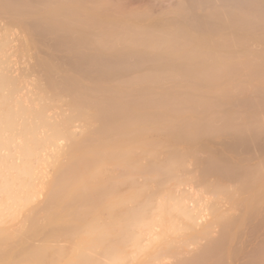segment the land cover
Returning a JSON list of instances; mask_svg holds the SVG:
<instances>
[{
	"label": "bare ground",
	"instance_id": "1",
	"mask_svg": "<svg viewBox=\"0 0 264 264\" xmlns=\"http://www.w3.org/2000/svg\"><path fill=\"white\" fill-rule=\"evenodd\" d=\"M129 1L115 0L118 7L101 13L61 10V14L73 16L92 15L107 36L121 41L119 47L109 52L77 55L66 47L33 40L29 58L32 63H29L24 62L22 55L17 56L6 41L12 38V33H16L18 39L38 27V22L29 14L34 0H0V191L7 187L10 192V195L0 194V217L11 216L12 219L18 213L20 216L21 209L38 202L43 192L37 190V186L46 179L42 174L45 165L52 164L50 168L58 165L57 159H61L62 153L66 154L71 144L88 141L90 126L78 118L76 110L77 103L86 101L70 99L68 91L60 86L56 72L49 68L51 65L57 72L70 73L87 63L89 75L106 88L114 106L139 124L143 150L130 157L128 164L108 170L104 177L108 200L106 208L101 210H106L108 221L103 218L106 223L99 224L100 218L96 216L98 223L89 222L91 226L86 228L90 227V233L85 238L91 236L90 241L88 239L84 247L77 242V247L82 249L77 248L79 255L70 252L77 256L72 258L92 264H133L138 254L150 247L144 243L160 239L163 242L159 245L165 248L151 247L155 251L148 264H162L161 261L171 257L166 252L173 246L189 247L195 243L197 250L190 248L189 257L177 247L183 253L180 251V259L173 261L176 264L190 261L226 264V256L223 258L226 248L231 247L234 256L238 254L233 240L241 238L245 232L254 234L264 228V173L261 170L264 138L259 128L264 103L259 90L264 5L261 0H147L143 2L147 10L134 11L128 9ZM182 2L194 6L195 13L207 21L199 32L186 31L175 23L172 12ZM4 20L13 25L7 35L3 32ZM161 44L167 46V55L149 53L150 48ZM12 57L18 58L16 62ZM19 59L24 63L19 64ZM221 67L228 70L222 72ZM249 85L255 86L254 92H250ZM232 89L241 91L237 94ZM194 104L202 105L204 111L195 135L181 138L162 130L163 121L178 106ZM3 106L7 110L3 111ZM239 118L252 127L230 128V122ZM130 143H136L135 138H131ZM160 145L164 148H159ZM154 150L158 155L150 157L148 153ZM170 161L172 170L168 179L159 187L152 185L165 199L148 208L143 219L137 222L133 208L144 204L142 190L152 181L146 179L136 165L164 169L170 166ZM61 165L62 160L57 172ZM228 165L235 166L249 178L246 193L240 200L213 187L221 179L225 182ZM208 177L220 180L209 185L205 181ZM125 187L134 191L124 198L121 196ZM115 205L121 207L117 213L113 211ZM230 210L236 213L232 215ZM209 237L211 242H208ZM249 237L244 242L249 241ZM198 240L203 242L198 244ZM256 243L247 254L240 256L245 257L240 263L264 264V237ZM123 244L125 248L131 244L129 248L134 252L123 255ZM32 249V245L20 242L7 252L11 259L17 258L20 262L32 261L37 255H44L45 261L49 254L56 256L54 259L58 262L63 258L61 250L57 254L52 247V254L44 250L38 254ZM3 251L0 248V260L6 257L7 252ZM62 258L60 263L67 257Z\"/></svg>",
	"mask_w": 264,
	"mask_h": 264
},
{
	"label": "snow or ice",
	"instance_id": "2",
	"mask_svg": "<svg viewBox=\"0 0 264 264\" xmlns=\"http://www.w3.org/2000/svg\"><path fill=\"white\" fill-rule=\"evenodd\" d=\"M264 5V0H261ZM118 7L115 0H34L29 6V14L38 22V27L29 35L16 38L12 33L8 45L17 55H22L25 62L32 54L33 40H40L48 44L66 47L73 54L87 55L95 52H109L121 45V41L107 36L99 23L92 15L79 16L61 14L62 9H82L86 13H101L104 10ZM191 9V15L189 11ZM175 23L186 31L197 33L202 30L207 21L195 13V7L181 3L173 9ZM261 71L259 90L264 98V17L261 20ZM13 25L3 21V32ZM18 27V25H17ZM151 55L163 56L168 54L166 45H157L150 48ZM56 72L57 80L69 93L70 99L86 101L85 104H76L78 118L83 119L90 126V137L86 143L71 144L66 154H61L62 165L59 171L50 178L47 185V196H40L38 202L20 210L19 226L12 229L9 226L11 217H0V248L9 249L15 244L23 242L32 245L33 251L42 253L44 249L64 241L61 249L70 247L73 254L76 252L75 243L85 232L86 222H90L95 212L105 206L108 200V189L104 184V177L108 170L118 165H126L130 157L143 150V133L139 124L118 110L110 98L106 88L89 75L90 65L85 63L80 69L70 73L57 72L55 66H49ZM221 67L220 71H227ZM172 75V74H169ZM250 92L255 91L254 85H249ZM221 93L224 91L220 90ZM239 93L240 89H232ZM204 111L202 105L178 106L175 112L167 117L162 130L171 132L177 137L191 138L197 133L202 122ZM252 127L243 118L233 119L229 127L238 130L244 126ZM259 128L264 138V103H262ZM135 138L136 143H130ZM159 148H164L160 145ZM150 157L158 155L154 150L148 153ZM164 169L141 168L137 169L152 181L142 190L144 204L133 208L135 220L143 219L148 208L155 207L156 202L163 201L164 196L157 187L163 185L171 173L172 162ZM229 175L223 184L213 185L219 192L228 194L231 198L240 200L244 197L249 178L243 175L238 168L228 165ZM261 170L264 173V139L261 144ZM0 194L10 195L7 187ZM211 242V237L209 241ZM8 264V262H6ZM24 264H43L40 260L26 261ZM65 264H92L91 261L73 260ZM188 264H211L209 261H190Z\"/></svg>",
	"mask_w": 264,
	"mask_h": 264
},
{
	"label": "rangeland",
	"instance_id": "3",
	"mask_svg": "<svg viewBox=\"0 0 264 264\" xmlns=\"http://www.w3.org/2000/svg\"><path fill=\"white\" fill-rule=\"evenodd\" d=\"M134 1H135V2H134ZM144 1L146 2L147 0H143V1H141L140 3H138V0H137V1H136V0H133V3H132V0H130V1H129V5H128V9H129V10L132 9V10H134V11H138V9H139L140 11H142L145 7L147 8L146 4L143 3ZM136 2H137V3H136ZM134 3H135V5H133ZM142 4H143V5H142ZM139 5H140V6H139ZM141 5H142V6H141ZM147 5H148V3H147ZM132 6H133V7H132ZM138 6H139V8H138ZM148 7H150V6L148 5ZM146 8H145L144 10H147V9H148V8H147V9H146ZM17 56H20V55H17ZM17 56H16V57H17ZM16 57H12L11 60H12V61L14 60V61L16 62V60L18 59V58H16ZM22 57H23V56H22ZM22 57H21V58H22ZM19 60H20V59H19ZM21 60H22V59H21ZM21 60H20V61H21ZM14 61H13V62H14ZM20 61H18L19 64L23 62V61H21V62H20ZM24 62H25V61H24ZM24 62H23V63H24ZM30 62L32 63V61H29V63H30ZM17 64H18V63H17ZM17 64H16V65H17ZM16 65H15V66H16ZM22 65L24 66V64H22ZM22 65H21V66H22ZM16 67H17V66H16ZM17 68H18V67H17ZM29 82H30V81H29ZM29 88L32 89V87H29ZM32 90H33L34 93L37 92L35 89H32ZM16 108H17V107H15V110H17ZM36 108H37V107H36ZM38 108H39V107H38ZM1 109H2L3 111H5L6 106L1 107ZM6 110H7V109H6ZM55 110H56V109H55ZM49 111L51 112V110H49ZM52 111H53V110H52ZM56 111H57V110H56ZM18 112H19V111H18ZM52 113H53V112H51V114H52ZM66 113H67V112H66ZM49 114H50V113H48V116H49ZM51 114H50V115H51ZM46 115H47V113H46ZM44 118H45V117H44ZM57 120H58V119H57ZM51 122H52V121H51ZM75 122H78V121H75ZM75 122H74V123H75ZM81 123H82V122H81ZM52 124H53V123H51V125H52ZM79 124H80V123H79ZM79 124H74V125H79ZM53 125H54V124H53ZM81 125H82V124H81ZM22 126L24 127V125H22ZM19 127H20V124H19ZM76 131H77V129H76ZM61 143H62V145H63V141H61ZM57 160L60 161L61 159L58 158ZM50 161L52 162V160H50ZM54 161H56V159H54ZM59 161L56 162L58 165H53L52 168H50V166H51L52 164H50V166H49V165H45V170H44V169H43V170H44V172H46V175H45L44 172H42V174L44 175V177H45L46 179L44 180V182H43V180H42V181H39L38 183H40V182H42V183L38 184V186H37V190H38V188H39V190L43 192L41 196H47V194H48V188H47V185L51 182L50 178L54 177V175L57 173V169H56V168L59 166ZM53 163H55V162H53ZM47 166H48L49 168H48ZM53 167H54V168H53ZM58 168H59V167H58ZM52 173H53L54 175H53ZM52 175H53V176H52ZM46 176H48L49 178L46 177ZM140 180H141V179H140ZM206 180H207V181H206ZM213 180H214V181H213ZM217 180H220V179H219V178H215V177H208L207 179H205L206 184H209V185H213V183H214L215 181H217ZM223 182H224V181L221 179V182L219 181V183H218V181H217L216 183H218V184H223ZM44 183H45V184H44ZM204 183H205V182H204ZM214 185H215V183H214ZM203 187H204V186H203ZM205 187H207V186H205ZM125 188H126V187H125ZM128 188H129V187H128ZM206 190H207V188H206ZM133 191H134L133 188H132V189L129 188V190L126 188V191H125L126 193L124 192L122 196H121V194H122V193H121L120 196L125 198V196H126V197L128 196V193L131 194ZM207 191H208V190H207ZM130 192H131V193H130ZM208 192H209V191H208ZM209 195H210V194H209ZM205 196H208V195H205ZM219 197H221V196H219ZM208 198H209V196H208ZM210 198H211V197H210ZM210 198H209V199H210ZM212 198H213V197H212ZM213 199H214V198H213ZM106 204H107V203H106ZM106 204H105V206H102L100 209H98V210L95 212V214H94L95 217H94V216L92 217V219H91V222H92V223L90 222L91 224H94L93 222H96V219H97V218H98V219L100 218V219H99L100 221L98 220V221H99V224H100V222L103 223V222L105 221L104 219L108 218V216H107L106 213H105L106 210H103L104 212H101L102 208H103V209L106 208ZM125 204H127V203H125ZM125 204H123V206H124ZM230 204H231V202H230ZM230 204H229V205H230ZM127 205H128V204H127ZM225 205H226V204H225ZM233 205H234V204L232 203L230 206L233 207ZM117 207H118V208H117ZM124 207H125V206H124ZM231 207H230V208H231ZM120 208H121V207H119L118 205H115L113 211L117 213V212H119V211H117V210H120ZM115 209H116V210H115ZM108 211H109V210H108ZM103 213H104V214H103ZM108 213H109V212H108ZM217 213H218V212H217ZM229 213H230V214L232 213V215H233V214L236 213V211H233V210L231 211V210H230ZM229 213H228V214H229ZM16 214H17V212H16ZM18 214H19V213H18ZM18 214H17V216H18ZM213 215L216 216L215 213H214ZM17 216H15V214H14V215L12 216V219H11L12 221H11V220H10L11 222L9 221V222H10V223H9V226L12 227L13 229H15L14 227L17 228V227L19 226L18 221H19V219H20V216H18V217H17ZM96 216H98V217L96 218ZM99 216H100V217H99ZM215 216H214V217H215ZM10 217H11V216H10ZM16 217H17V218H16ZM15 218H16V219H15ZM94 218H95V220H94ZM103 218H104V219H103ZM213 219H214V218H213ZM102 220H103V221H102ZM215 220H217V218L214 219V221H215ZM106 221H108V219H106ZM106 221H105V223H106ZM214 221H213V222H214ZM217 221H218V220H217ZM86 223H87V224H90L89 222H86ZM96 223H98V222H96ZM91 224H90V226H91ZM13 225H14V226H13ZM86 227H88V226H86ZM89 228H90V227H89ZM89 228H88V229L86 228V230H85L86 233H85V232L82 233L81 236H80V237L78 238V240L76 241V243L78 242V244H79V243L81 244V247H82V246L84 247V246H85L84 243H87V242H88V239L91 238L90 235H89L90 237H87V239L85 238L86 236H88L87 234L90 233V231H89L90 229H89ZM87 230H88V232H87ZM233 231H234V229H233ZM248 233H249V231H248V232H245L244 234H242V236H240L241 238L238 237L239 241H238V239H236L237 241H236V240H233V243L236 242V243L233 244V245H234V247H236V249H237V251H238V254H237V252H236V254H237L236 256H234V253H232V250H233V249H232L231 247L226 248V251H224V253H223V255H224L223 258H224L225 256H226V258H227V259L224 258V259L227 260L226 264H244V263H240V262H244L245 257H244V258H241L240 256L243 257L242 254H243L244 252L246 253V251H247L248 249L254 247L255 244H258V243H256L258 240H259V242H260V240L264 237V228L259 229V230H258L257 232H255L254 234L252 233L253 235H252V234H249V235H251L252 238L249 237ZM170 237L172 238V236H170ZM247 237H249V238H248L249 241H245V242H246V243H245V242H244V239L247 238ZM153 238H154V237H153ZM260 238H261V239H260ZM250 239H251V240H250ZM245 240H246V239H245ZM89 241H90V239H89ZM130 242H131V241H130ZM147 242H148V241H147ZM161 242H163V241L160 240V239H155V240H154L153 242H151V243H149V242H148V243H144L145 245H148L147 247H149V246H150V247H149L148 249L145 248V250H142V252H140V253H141V254L143 253V254H142L143 256H142L141 254H138L139 256L137 257V260L134 261V262H132V263L134 264V263L137 262L136 264H148V262H149L148 260H149L150 256L154 253L153 250L155 249V248L153 249V248H151V247H153V246H154V247H157V245H158V247H163V248H165V247H164L165 245H159V243H161ZM195 242H196V241H195ZM202 242H203L202 240H201V242L198 240L197 243L199 244V243H202ZM238 242H239V245H237ZM76 243H75V246H76V252H77V251H78L77 248H78L79 250H81L82 248L80 247V248H81V249H80L79 247H77L78 244H76ZM127 243H128V242H127ZM127 243H126V244H127ZM243 243H244V244H243ZM58 244L63 245V244H64V241H60V243H58ZM58 244H57V245H58ZM80 244H79V246H80ZM126 244H123V247H121V249L123 248V249L125 250V251H123V249H122V251H121V253H122L123 255H127L128 252L131 253V251H133L132 248H129V247L131 246V244H130V246H129L128 248H127V247L125 248ZM150 244H151V245H150ZM164 244H165V243H164ZM60 245H58V247H57L56 244H54V245H52V246L46 248L47 250L44 249V251H46L47 253H51V254H52V250H53V249L50 250V248L52 247V248H55V249H54L55 252H57V251L59 252V251L61 250V252L63 253V255H62L63 258H66V257H67L66 259H68V261H73V260H77V259H78V258H76V259H75V258H72L73 256L75 257L76 255H72V253H70V252H72V249H71L70 247H66V248H67V249L65 248L66 250H65V249L62 250ZM128 245H129V244H128ZM128 245H127V246H128ZM194 245H196V247H193ZM59 246H60V247H59ZM167 247H168V246H167ZM177 247H179V248L181 247L182 250L184 251V253L187 255V257H189V256L191 255V253H192V251L190 252V248H191L192 250L195 251V250H197L198 245L195 243V244H193L192 246H189V247H187V246L185 247L184 245H181V246H173V248H172V247L169 248L168 252H166V253H167V255L170 254V256H171L172 258L170 257V258H168L167 260H164V261H168V260H170L169 263L164 262V261H161V262H163L162 264H173L172 262H174L176 259H180L178 253H179L180 251L182 252V250H180V249L177 248ZM193 248H195V249H193ZM241 248H242V249H241ZM48 249L50 250L49 252H48ZM70 249H71V250H70ZM146 249H147V250H146ZM167 249H168V248H167ZM167 249H166V250H167ZM231 249H232V250H231ZM3 250H5V249H3ZM32 250H33V249H32ZM32 250H31V251H32ZM67 250H68V252H65V251H67ZM154 251H155V250H154ZM3 252H7V250H5V251H3ZM58 252H57V254H58ZM133 252H134V251H133ZM32 253H33V252H32ZM43 253H44V252H43ZM53 253H54V252H53ZM59 253H60V252H59ZM125 253H127V254H125ZM182 253H183V252H182ZM226 253H227V254H226ZM245 253H244V255H245ZM30 254H31V253H30ZM35 254H36V253H35ZM55 254H56V253H55ZM57 254H56V255H57ZM75 254H76V253H75ZM77 254H78V252H77ZM185 254H182V255L185 256ZM228 254H229V255H228ZM246 254H247V253H246ZM60 255H61V254H60ZM78 255H79V254H78ZM177 255H178V256H177ZM182 255H181V256H182ZM33 256H34V255H33ZM37 256H38V255H37ZM37 256H36L35 259H33V260H40V261H42L44 255H43V257H42L41 255H39L38 257H37ZM47 256H48V257H46V258H47V259H50L49 256L51 257V255L49 254V255H47ZM58 256H59V255H58ZM168 256H169V255H168ZM175 256H176L177 258L174 259ZM10 257H11V256L8 255V252H7L6 257H5L6 260H5V259L3 260V258H4V257H3V258L1 259V260H3V261L0 260V264H1V262H2V264H6V262H8V264H11V263H10L11 261H13V262H12L13 264H14V262H16L15 264H24V262L27 261V260H25L24 262H22V261L20 262V261L16 260L17 258H16V259H11ZM52 257H53V258H52ZM52 257H51L52 259H50V260H48V261H52V260H53V261H54V260L56 261V259H57L56 256H52ZM59 257H60V256H59ZM68 257H69V258H68ZM76 257H77V256H76ZM182 257H183V256H182ZM9 258H10V259H9ZM32 258H33V257H32ZM54 258H56V259H54ZM61 258H62V257H60V258H59V262L56 261L57 263L55 262V264H65V261L68 262L66 259H64V260H65V261H64L63 258H62L63 261H62V263H60V259H61ZM231 258L234 259V260H232ZM239 258H240V260H239ZM47 259H46V261H45V259H43V260H44V261H42V262H44L43 264H45V262H46V264L48 263ZM69 259H70V260H69ZM229 259H231L232 261L229 260ZM237 259H238V260H237ZM14 260H15V261H14ZM173 260H174V261H173ZM226 260H225V261H226ZM28 261H29V260H28ZM145 262H146V263H145ZM176 262H177V261H176ZM149 263H150V262H149ZM157 263H158V262H156V264H157ZM174 263H175V262H174ZM48 264H50V262H49ZM52 264H53V263H52ZM160 264H161V263H160ZM175 264H176V263H175Z\"/></svg>",
	"mask_w": 264,
	"mask_h": 264
}]
</instances>
